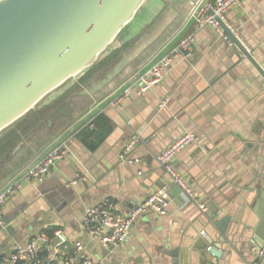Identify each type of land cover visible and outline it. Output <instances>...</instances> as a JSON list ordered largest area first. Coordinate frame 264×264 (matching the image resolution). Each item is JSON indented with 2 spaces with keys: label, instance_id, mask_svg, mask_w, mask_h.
<instances>
[{
  "label": "crops",
  "instance_id": "crops-1",
  "mask_svg": "<svg viewBox=\"0 0 264 264\" xmlns=\"http://www.w3.org/2000/svg\"><path fill=\"white\" fill-rule=\"evenodd\" d=\"M182 1L145 0L88 71L67 79L39 102L40 108L38 103L0 132V192L21 184L0 208V257L45 234L48 255L56 247L71 251L81 240L98 264H173L166 251L189 241L184 260L193 264L201 255L192 252L196 242L202 244L201 232L216 242L221 232L215 223L226 215L233 258L237 264L253 258L248 225L258 221L253 201L264 185V76L236 44L210 27L198 28L192 16L198 6L191 12L192 0ZM229 18L264 71V0H243ZM189 35L195 42L175 55L162 82L138 95L141 77ZM117 60L121 71L101 90L89 91L86 84L94 74ZM127 88L131 94L114 105ZM101 113L112 130L93 148L82 131ZM184 132L200 141L180 151L174 166L207 205L205 214L194 204L184 205L157 161V154ZM134 139L132 161L121 160L120 151ZM54 148L67 149V157L43 182L26 180L23 173ZM78 175L82 178L71 184ZM161 185L169 187L167 214L138 215L121 248L108 249L85 233L81 219L87 208L109 198L129 214ZM56 232L64 243L57 245Z\"/></svg>",
  "mask_w": 264,
  "mask_h": 264
},
{
  "label": "water",
  "instance_id": "water-1",
  "mask_svg": "<svg viewBox=\"0 0 264 264\" xmlns=\"http://www.w3.org/2000/svg\"><path fill=\"white\" fill-rule=\"evenodd\" d=\"M144 1L9 0L2 4L0 132L33 109L67 79L88 71L131 22ZM198 2L191 1V12ZM235 44L264 76V71L252 54L240 43ZM122 68L121 60L105 65L86 84L87 89L91 92L101 90ZM256 195L253 212L258 216V221L255 225H248V229L252 231V248L264 249V185ZM229 220L225 215L215 223L221 232L216 242L211 234L206 233L202 237V244H194L192 252H201V255L193 264H226L227 259L228 264H237L231 250L233 246L225 235ZM189 244V241L183 242L178 248L166 251L174 257L173 264H187L184 258ZM243 264H264V256L254 254L252 259L246 256Z\"/></svg>",
  "mask_w": 264,
  "mask_h": 264
},
{
  "label": "built area",
  "instance_id": "built-area-1",
  "mask_svg": "<svg viewBox=\"0 0 264 264\" xmlns=\"http://www.w3.org/2000/svg\"><path fill=\"white\" fill-rule=\"evenodd\" d=\"M243 0H199L197 8L192 16L198 28H212L226 43L233 45L240 43L248 53H250L249 45L241 36L239 30L231 22L229 18L230 11L239 6ZM195 42V37L189 35L182 39L178 49L172 55H167L158 60L151 68V72L146 77H141L140 85L137 89L138 95H143L148 90L159 85L165 77V73L171 66L175 55L181 51L185 52ZM245 56V55H244ZM131 94V89L127 88L114 102L117 105L124 98ZM166 98L161 107L167 103ZM200 138L193 132H184L166 146L157 154V161L163 168L166 176L172 184L178 187L180 194L184 199V205L194 204L205 214L208 210L207 205L201 200L197 190L187 181L186 177L174 166L176 155L186 147L198 144ZM138 140H131L119 153V158L123 161L130 160V152L132 151ZM68 150L64 148H54L47 155L30 167L23 177L28 181H36L41 183L49 174L50 168L59 160L67 157ZM132 161V160H130ZM82 177L77 176L71 180V184H75ZM21 189L20 183H15L0 192V208L7 202L9 198L19 193ZM170 205L169 187L161 185L156 190L149 193L135 208L129 213L119 212L113 201L109 198L102 200L86 209L81 224L85 233L93 240H98L104 247L108 249H118L127 241L131 226L135 218L147 212H153L159 215H166ZM201 235L206 236V232L202 231ZM57 245L65 242L60 232L55 233ZM45 234H37L30 238L24 245H15L13 250L0 258V264H98L87 254L85 245L81 240L75 241L71 251L64 248H57L54 254L48 255L46 259L41 258L40 251L47 242ZM256 256H264V249L255 247Z\"/></svg>",
  "mask_w": 264,
  "mask_h": 264
},
{
  "label": "trees",
  "instance_id": "trees-1",
  "mask_svg": "<svg viewBox=\"0 0 264 264\" xmlns=\"http://www.w3.org/2000/svg\"><path fill=\"white\" fill-rule=\"evenodd\" d=\"M111 130V120L106 114L101 113L97 115L92 123L82 131V135H84L87 142L91 144V147L96 148L109 137ZM43 247L44 248L40 251V254L41 258L46 259L48 257L49 247L45 245Z\"/></svg>",
  "mask_w": 264,
  "mask_h": 264
},
{
  "label": "bare ground",
  "instance_id": "bare-ground-1",
  "mask_svg": "<svg viewBox=\"0 0 264 264\" xmlns=\"http://www.w3.org/2000/svg\"><path fill=\"white\" fill-rule=\"evenodd\" d=\"M9 0H0V6L6 2H8Z\"/></svg>",
  "mask_w": 264,
  "mask_h": 264
},
{
  "label": "rangeland",
  "instance_id": "rangeland-1",
  "mask_svg": "<svg viewBox=\"0 0 264 264\" xmlns=\"http://www.w3.org/2000/svg\"><path fill=\"white\" fill-rule=\"evenodd\" d=\"M77 90H78V89H77ZM41 104H42V102H41V103H39V104L37 105V106H38V108H40V107H41ZM38 108H37V109H38ZM2 132H3V131H2Z\"/></svg>",
  "mask_w": 264,
  "mask_h": 264
}]
</instances>
